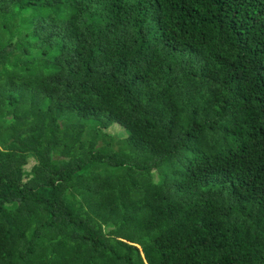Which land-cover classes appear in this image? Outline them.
Wrapping results in <instances>:
<instances>
[{
	"label": "trees",
	"instance_id": "1",
	"mask_svg": "<svg viewBox=\"0 0 264 264\" xmlns=\"http://www.w3.org/2000/svg\"><path fill=\"white\" fill-rule=\"evenodd\" d=\"M0 264H264V0H0Z\"/></svg>",
	"mask_w": 264,
	"mask_h": 264
},
{
	"label": "rangeland",
	"instance_id": "2",
	"mask_svg": "<svg viewBox=\"0 0 264 264\" xmlns=\"http://www.w3.org/2000/svg\"><path fill=\"white\" fill-rule=\"evenodd\" d=\"M121 129H122V127H121ZM123 133L126 134V131H125L124 129H123ZM60 149H61V146H60V145L57 146L56 148H54L55 153H59V152H60ZM93 166L96 167V164L93 163ZM141 229H142V228H141ZM145 230H146V229H142V230H141V233H142V234H146L147 231H145ZM114 239H115V238L112 239V243H114ZM119 241L124 242L123 240H120V239H119ZM121 242H119V243H121ZM114 244H115V243H114ZM115 246H116V245H115ZM116 247H117L119 250H120V248H122V247H120L119 245H117Z\"/></svg>",
	"mask_w": 264,
	"mask_h": 264
}]
</instances>
